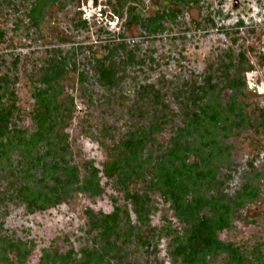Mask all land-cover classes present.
<instances>
[{"label":"rangeland","instance_id":"374dc122","mask_svg":"<svg viewBox=\"0 0 264 264\" xmlns=\"http://www.w3.org/2000/svg\"><path fill=\"white\" fill-rule=\"evenodd\" d=\"M112 1L62 0L49 4L39 14L32 10L36 0H0V30L4 33L0 41V76L9 75V83L17 93L19 127L29 132L36 129L32 116L33 88L41 85L40 68L51 52H62L67 59L69 79L64 82L61 97L68 100L72 97L76 104L66 127L70 165L80 168L81 179L90 162L102 169L113 145L138 124L149 126L156 119L162 124L155 133L156 141L149 143L145 153H160L167 148L177 129L184 127L187 119L184 101L189 93L197 90L210 74L216 84L218 79H225L223 73L239 77L236 68L228 67V63L234 60L239 68V57L245 53L254 68L241 72L248 83L242 91V107L254 126L247 122L246 127L234 128L229 133L219 131L220 137L215 133L227 150L218 164V177L229 175L225 189L230 196L246 182L258 185L259 195L237 210L231 227L221 236L244 249L260 247L264 251V127L258 131L254 128L261 127L259 114L264 111V0H255V11L251 14H235L233 0H200L189 4L178 2V5L170 0H140L132 3L136 5L133 12L138 18L131 23L130 2L119 7L123 11L120 14L113 9L117 0ZM162 1L173 7L177 16L164 18L162 30L150 32L141 17L165 11L167 7H162ZM81 19H86L89 25L81 26ZM120 42L126 46L116 54L121 78L109 88L96 79L94 57L104 56ZM130 53L129 60L122 58ZM82 70L86 73L84 82L79 80ZM147 85L164 93L157 108L150 104L149 98L141 100L139 96V89ZM227 94L230 90L222 99L223 107ZM196 143L204 145L199 137ZM11 153L12 163L4 161V167L0 168V192H3L0 194V257L9 254L17 264V255L6 245L8 241L23 243L30 250L18 264H39L44 248L58 247L66 252L93 245L96 232L89 231L90 215L113 211L116 201L122 207L127 204L123 193L102 175L106 188L103 194L81 191L55 206L30 212L27 202L12 196L14 190L22 182L42 185L46 190L49 187L36 177L26 181L23 172L14 171L21 165L19 150L15 148ZM149 177L148 172L146 178ZM138 186L144 187V183L139 181ZM152 199L151 221L144 229L151 232L153 227L164 224L177 225L170 204L158 192L152 193ZM128 208L132 222H137L135 212L130 205ZM132 239L125 244L119 240L120 256L111 258L110 264H174L168 250L169 237L165 236L151 248ZM0 264H6L4 257ZM211 264H221V257Z\"/></svg>","mask_w":264,"mask_h":264},{"label":"trees","instance_id":"16d2710c","mask_svg":"<svg viewBox=\"0 0 264 264\" xmlns=\"http://www.w3.org/2000/svg\"><path fill=\"white\" fill-rule=\"evenodd\" d=\"M61 1L36 0L32 10L41 14V10L49 4ZM138 1L117 0L113 9L123 14L119 7L123 8L126 2H130L128 20L131 23L134 18H138L133 12L136 5L132 4ZM170 1L178 5V2L189 4L200 0ZM161 5L167 9L148 18L141 17L150 32L162 30L164 18L173 19L177 16L173 7L170 8L163 1ZM31 16L34 17L33 13ZM80 24L85 27L89 25L86 19H81ZM3 37L4 33L0 30V41ZM121 48L126 49L123 42L110 47L104 56L94 57L96 79L109 88L118 84L121 78L120 64L116 61V54ZM52 52L40 68L41 85L33 88L35 106L32 116L36 128L33 132L19 127L16 120L17 93L9 83V75L0 76V168L4 167V161L11 162V151L17 148L21 165L13 170L23 172L26 181L36 177L49 187L46 190L42 185L31 186L22 182L12 196L27 202L30 212H35L55 206L77 192L103 194L106 191L105 184H102L103 175L111 186L123 193L127 204L122 207L116 201L113 211L90 215L89 231L96 232L93 245L83 246L78 251L72 248L66 252L58 247L44 248L39 264H110V259L121 252L119 240L125 244L134 237L138 243L151 248L165 236L170 238L168 250L174 264H211L219 257L221 264H264V251L260 247L244 249L241 244L224 240L221 236L223 231L231 227L237 210L259 195V186L246 182L234 196H230L225 189L229 175L218 177V164L224 159L223 153L227 152L219 143V131L229 133L234 128L246 127L247 122L249 126H254V121L242 107V91L248 83L241 72L254 68L246 54L241 53L239 68L234 60L228 63V67L236 68L239 77H229L223 73L225 79H218L216 84L210 74L202 85H198L197 90L189 93L184 101L187 118L184 127L177 129L167 148L160 153H145L149 143L156 141L155 133L161 130L162 124L157 119L149 126L138 124L113 145L108 153L110 158L102 169L90 162L80 179V168L70 165L71 149L66 131L76 104L72 97L70 101L61 97L64 82L69 79L68 63L62 52ZM130 56L131 53L122 58L127 57L129 60ZM73 64H76V59ZM85 74L83 70L79 71V80L82 82L86 78ZM228 90L230 94H227L224 100L226 107H223L222 99ZM139 93L141 100L149 98L155 108L159 102H163L164 93L153 85L143 86ZM259 117L261 127H254L256 131L264 127L263 110ZM198 137L204 141V145L196 143ZM148 172L149 179L146 178ZM139 181L144 183V187L138 186ZM154 192H158L170 204L178 224H164L148 232L144 228L151 221ZM0 194L3 195V192ZM129 205L137 216L135 223L132 222ZM3 241L7 242L5 238ZM21 244L15 241L6 243L9 250L17 255V264L30 254V250ZM2 257L6 264H16L9 254Z\"/></svg>","mask_w":264,"mask_h":264},{"label":"flooded vegetation","instance_id":"af4514ba","mask_svg":"<svg viewBox=\"0 0 264 264\" xmlns=\"http://www.w3.org/2000/svg\"><path fill=\"white\" fill-rule=\"evenodd\" d=\"M233 2L235 3L233 11L235 14H251L255 11V0H233Z\"/></svg>","mask_w":264,"mask_h":264},{"label":"water","instance_id":"95a60500","mask_svg":"<svg viewBox=\"0 0 264 264\" xmlns=\"http://www.w3.org/2000/svg\"><path fill=\"white\" fill-rule=\"evenodd\" d=\"M250 88L252 89L253 87L250 85ZM259 92H261V89H259Z\"/></svg>","mask_w":264,"mask_h":264},{"label":"crops","instance_id":"0c3cea01","mask_svg":"<svg viewBox=\"0 0 264 264\" xmlns=\"http://www.w3.org/2000/svg\"><path fill=\"white\" fill-rule=\"evenodd\" d=\"M219 7H221V8H222L223 6L221 5V6H219Z\"/></svg>","mask_w":264,"mask_h":264}]
</instances>
